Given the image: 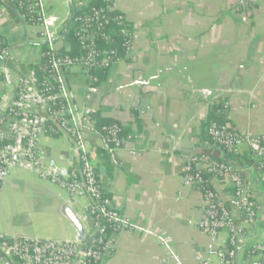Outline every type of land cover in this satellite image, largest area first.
<instances>
[{"label": "crops", "instance_id": "obj_1", "mask_svg": "<svg viewBox=\"0 0 264 264\" xmlns=\"http://www.w3.org/2000/svg\"><path fill=\"white\" fill-rule=\"evenodd\" d=\"M239 0H115L114 8L127 16L134 33L129 56L114 64L107 77L87 98L88 80L80 66L66 74L69 93L80 108L117 120L134 136L106 162L94 158L102 183L119 210L132 222L131 231L111 232L110 251L99 264H173L164 262L167 248L183 263L198 264L209 241L199 228L203 202L199 189L184 185L187 158L205 154L225 158L210 140L205 124L216 98L230 102L227 115L235 130L264 134V0L240 9ZM44 13L54 18V46L69 48L63 33L74 4L92 0H41ZM0 35L10 50V61L0 57V119L13 102L23 79L19 63L38 64L46 42L41 26L25 23L8 3H0ZM7 67V72L5 70ZM90 146H100V134L84 131ZM39 151L61 165L76 162L71 140L64 134L39 135ZM135 152V153H132ZM240 154L251 156L247 147ZM252 157V156H251ZM201 168L204 162L201 161ZM257 199L264 187L254 166L240 168ZM213 187L228 200V182L210 177ZM88 196L72 197L58 184L40 176L21 160L0 185V233L8 237L77 242L79 234L66 213L76 210L91 228ZM246 230L240 253L258 237L242 216ZM261 225L262 223L259 222ZM84 240V241H85ZM211 261L217 264L216 257ZM0 264H16L0 249Z\"/></svg>", "mask_w": 264, "mask_h": 264}, {"label": "built area", "instance_id": "obj_2", "mask_svg": "<svg viewBox=\"0 0 264 264\" xmlns=\"http://www.w3.org/2000/svg\"><path fill=\"white\" fill-rule=\"evenodd\" d=\"M104 6L93 8L90 13L76 15L75 10L87 8L88 4H74L68 18V26L75 24L84 53L71 57L58 52L54 46L57 34L53 29L54 18L44 13L41 0H8L9 6L21 19L33 25L41 26L43 36L51 45L48 58L39 65L42 79L34 72L23 78L17 86L13 102L0 119V185L7 178L10 169L21 161L15 156L24 157V164L40 176L58 184L72 197L88 196L90 204L91 228L85 241L60 242L34 238L8 237L0 233V249L6 258L16 264H98L106 259L110 251V233L131 231L133 226L129 217L121 212L102 183L98 167L90 159V146L84 131L92 127L91 111L78 107L72 100L66 81V74L72 67L80 66L88 80L87 98L92 97L95 86L92 85V70L110 69L114 64L129 56L134 48V33L125 13L114 8L115 0H101ZM258 0H239L240 9L256 5ZM116 11L114 15L108 11ZM2 8L0 5V17ZM115 37L122 38L121 46L125 55L121 56ZM96 41L111 43L110 48H100ZM11 55L0 35V57L10 61ZM12 61V60H11ZM7 72V67H5ZM34 114L29 113L33 110ZM230 103L226 99L223 112L228 115ZM12 114L17 120H12ZM31 116V118L29 117ZM47 122V124H45ZM123 127L118 124L103 127L100 146L112 155L117 149L127 146L134 138L131 134H122ZM64 134L73 145L77 160L69 166L61 165L54 158H44L39 151V135ZM208 136L229 154L241 152L247 147L256 160L254 166L256 180L264 187V134L242 133L230 129L228 124L210 122ZM135 153V152H132ZM204 162L201 168L200 162ZM185 186L199 189L203 202V216L199 228L209 241L206 254H198V264H264V238L247 244L240 253L239 245L244 242L246 230L234 215L238 212L244 221L257 228L264 235V201L257 199L243 171L232 160L211 159L205 154L187 158L182 169ZM210 177L228 182L232 195L225 200L213 187ZM262 223L261 225L259 224ZM167 248L165 263H183L171 247L169 237L160 238Z\"/></svg>", "mask_w": 264, "mask_h": 264}, {"label": "trees", "instance_id": "obj_3", "mask_svg": "<svg viewBox=\"0 0 264 264\" xmlns=\"http://www.w3.org/2000/svg\"><path fill=\"white\" fill-rule=\"evenodd\" d=\"M8 0H0V3H7ZM104 6V3L101 0H92L90 5L87 8L83 9H77L75 10L76 15H82L86 13H90L93 8H101ZM116 11H108V14L114 15ZM25 23H28L25 19H22ZM75 24H71L68 26V29L63 33L64 39L67 44H69V48L67 49L66 47H63L58 50L59 53L75 57L79 56L84 53V50L81 48L80 41H79V36L76 33V30L74 29ZM131 29L132 26L130 25ZM133 30V29H132ZM116 43L115 46L117 45L119 54L122 56L125 55L124 49L121 46V40L122 38L120 37H115ZM96 45L100 48H110L111 43H103L101 41H96ZM41 48V60L38 64H25V63H19L18 65H14V67L17 66V69L20 70L22 73V77L26 78L29 74L34 72L36 76H38L39 79H42V73L40 72L41 70L39 69V65L44 64L48 58V53L52 49L51 45L49 42H46L40 46ZM109 69H104V70H92L90 73L93 77L92 85L97 87L104 79L107 77V72ZM223 103L224 100L221 98L216 99L213 101L210 107L209 115L207 118V122L205 124V132L208 134V127L210 122H218L222 124H228L230 129H234V127L231 125L230 120L228 119L226 113L223 112ZM33 110H30L29 113L34 114ZM31 118V116H29ZM12 120H17V117L12 114ZM90 121L92 128L96 130L100 135L103 132V127L105 126H110L113 124H118L121 126V124L112 118H107L103 117L99 112H94L91 111L90 113ZM47 124V122H45ZM235 130V129H234ZM122 134H128L124 129L122 130ZM209 137V136H208ZM210 138V137H209ZM212 140V139H210ZM213 141V140H212ZM214 142V141H213ZM225 151V150H224ZM89 157L94 161V158L99 157L103 161L109 160L110 154L106 152L105 149H103L101 146L94 145L92 149L89 152ZM225 159L227 160H232L234 161L237 166L240 168H246L250 166H256V160L253 157H249L245 154H229L228 152L225 151ZM100 263V262H99ZM98 263V264H99Z\"/></svg>", "mask_w": 264, "mask_h": 264}, {"label": "water", "instance_id": "obj_4", "mask_svg": "<svg viewBox=\"0 0 264 264\" xmlns=\"http://www.w3.org/2000/svg\"><path fill=\"white\" fill-rule=\"evenodd\" d=\"M218 99V98H216ZM215 99V100H216ZM222 100H225V98H222ZM213 100V101H215ZM16 159H21L22 161H25V158L24 157H20L19 155H16L15 156ZM26 167H29L28 165L24 164ZM66 213L68 214V216L70 217V219L72 220V222L75 224L76 226V229H77V232L79 234V240L80 241H84L85 240V235L84 234V231H85V228H84V224L83 222L81 221V219L79 218L76 210L72 209L70 206L67 207L66 209Z\"/></svg>", "mask_w": 264, "mask_h": 264}, {"label": "rangeland", "instance_id": "obj_5", "mask_svg": "<svg viewBox=\"0 0 264 264\" xmlns=\"http://www.w3.org/2000/svg\"><path fill=\"white\" fill-rule=\"evenodd\" d=\"M57 2L59 3V0H57ZM29 23V22H28ZM230 103V102H229ZM264 238L263 232L260 230L259 231V235L257 238H255L253 241H258V240H262Z\"/></svg>", "mask_w": 264, "mask_h": 264}]
</instances>
